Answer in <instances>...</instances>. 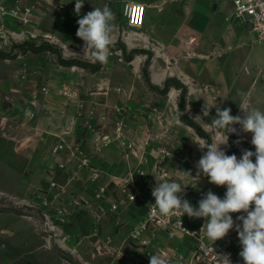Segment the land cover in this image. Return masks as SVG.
<instances>
[{"label": "crops", "instance_id": "crops-1", "mask_svg": "<svg viewBox=\"0 0 264 264\" xmlns=\"http://www.w3.org/2000/svg\"><path fill=\"white\" fill-rule=\"evenodd\" d=\"M15 1L4 0L8 5H13ZM20 1L24 6L30 7L29 20L23 22L8 15L4 16L0 23L5 24V32L23 37L27 30L34 27L36 29L35 25H49V17L52 16V28L46 30V33L53 34L62 45L84 44L76 36L77 20L89 11L82 8L78 16L74 11L75 0ZM87 2L96 6L103 2L109 3L115 18L123 17L124 7L128 2L146 6L144 24L141 27L127 25L114 30L111 47L120 40L123 49H138L136 51L139 54H152L148 64L153 85H160L171 75L168 74V68H164L161 50H184L181 51L184 56L189 53L191 58L186 57L187 59L179 63H200L201 68L197 70L205 79L211 71L213 60V64L219 66V73L225 79L234 80L239 86L245 85L243 90L248 93L246 96L255 94L254 97L260 106L250 108L260 107V110L264 111V90L262 87H253L256 83L264 82V42L258 41L256 35L232 15V0H84V4ZM49 7L54 9L53 14ZM67 17L74 20L67 21ZM20 28L21 32L18 31ZM66 33L68 37L72 34V40H67ZM48 64L50 66L44 68L46 86L38 93L36 112L26 118L36 131L35 140L31 142L36 146L38 158L43 163L41 168L45 170L44 177L48 179L44 198L52 199L53 204H72L75 217L81 220L92 211L101 218L118 214L120 220L130 223L127 239L130 237V241L137 243L139 259L143 264H149L150 256L156 254L170 261L169 264H193V244L196 241L181 230L149 227L137 237L132 236L134 229L144 220L148 203L154 201L152 189L156 184L155 176L158 181L182 183L180 178L186 180L182 183L188 184L184 198L194 207H198V204H193L194 201L201 200L197 195L194 196V193L190 196V192L194 191L195 185L198 184L197 180H187L190 176L184 174L191 172L192 176L194 175L193 165L200 155L192 153L189 145L194 141L191 131L188 130L191 127L178 120L177 100L168 102V98L160 96L157 90H149L145 86L142 75L137 71L139 62L135 57L126 59L124 64H118L122 69L120 76L109 74L99 77L98 74L90 73L91 76L86 79L84 76L79 78L77 75H69L67 79L74 82L76 89V97L73 99L58 93L60 77L49 71H58V66H63ZM64 68L70 71L80 69L76 65ZM153 70H157L156 74L152 73ZM82 80L85 82L82 83ZM86 80H89V83ZM246 88L249 89L245 91ZM97 98L106 100L101 101V105L90 104V101ZM31 102L35 103V100ZM29 105L32 106L31 103ZM203 109L204 103L201 111ZM186 110L188 113L190 105H187ZM172 113L173 118L170 115ZM235 114L242 116L243 112L240 109ZM200 117L201 119L197 117L196 121L204 129H211L206 124L211 121L203 114ZM67 118L69 122H66ZM119 125L122 127L121 131L117 129ZM235 127L239 132L237 136L247 137L251 141V133L239 131V125ZM59 145L63 147L53 151ZM78 145L89 158L88 166L81 165L85 156L74 151ZM159 148L166 149L170 156L158 153ZM139 170L144 171V174L141 175ZM95 173L99 174L97 178H94ZM52 182H55L56 186H53ZM128 182L135 184L132 191H138L139 197L133 201L125 198L116 200L117 191L121 186L128 185ZM106 184L109 189L113 186L112 191L102 194L100 188ZM200 191L208 192L199 189L195 193ZM212 192L219 195L220 190ZM57 193L58 197L54 198ZM116 201L118 207L114 210L112 205ZM184 219L189 226L199 227L197 218H190L186 214ZM85 223L83 220L82 224ZM171 229L177 230L176 233L184 241L183 245L168 239ZM89 237H92L90 239L95 243L105 241L109 244L107 241L113 240V236L99 233L97 229H94ZM235 239L239 240L238 234L231 230L225 238L217 242L234 249ZM75 249L82 255L80 246ZM35 253L41 256L42 250H27L17 256L0 251V264H36ZM92 253L97 255L95 249ZM12 256L16 258L10 261ZM170 258L173 259L169 260Z\"/></svg>", "mask_w": 264, "mask_h": 264}, {"label": "rangeland", "instance_id": "rangeland-1", "mask_svg": "<svg viewBox=\"0 0 264 264\" xmlns=\"http://www.w3.org/2000/svg\"><path fill=\"white\" fill-rule=\"evenodd\" d=\"M105 5L111 8L107 2L97 6L87 2L82 8L92 11V8H103ZM49 10L53 14L54 9L49 7ZM52 20L53 17L51 16L48 21L49 25L47 23L43 26L42 24L35 25L36 29L31 27L32 31L27 30L24 36L20 38L12 37V33L6 31L9 37V45L7 48H0V251L17 256L19 253L22 255L27 250L39 248L42 253L41 256H37L35 253L36 264H143V261L139 259L137 243L130 241V237L127 239L130 223L120 220L118 214L114 213L108 218H101L93 211L91 214L88 212L87 217L83 219L86 223L82 224L83 220L75 217V209L72 204H54L50 209L43 203L44 188L48 179L44 177L45 170L41 168L43 163L38 158L36 146L32 144L35 140L36 131L27 122L26 113L33 114L36 112L39 102L38 93L46 86L44 68L50 66L48 63L55 64L57 67V64L61 65L60 60H75L80 64L96 66V69H92L93 67L85 68L76 65L80 69H72V71L64 68L71 66L64 65H61L63 67L58 66V71L49 69L53 75L60 77L57 87L58 93L60 92L62 96L66 97L63 93L65 89L76 92L74 82L67 79L69 75H77L79 78L84 76L86 79L91 76L90 73L98 74L99 77H105L109 74L120 76L122 69L118 64H124L126 59H134L135 57L136 61L139 62L137 71L142 75L145 86L149 90H157L160 96L168 98V102L177 100L178 120L187 126L188 124L184 123L179 116V106L183 95L186 96V109L187 105H190L189 112L187 113L185 110V114L195 121V116H199L201 119L200 115L203 114L201 111L202 103L206 108H211L209 115L206 116L209 121L216 114V106H220L221 109L230 108L231 114L235 116V112L240 110V107L250 108L255 105L260 106V104H257L258 101H256L257 98L254 97V93H252L253 96L242 97L238 95V92H244L245 85L239 86L236 81L225 79L219 73V66L216 63L213 64V60H211V71L207 75L208 77L204 79L198 71L201 68L200 63L197 65L179 63L187 59L186 57H190L189 53L184 56L182 53L184 50H161V56L165 62L164 68H168V74H171L168 75L167 79L172 80V85L165 90L167 79L160 85H153L150 80L151 71H149L148 61H150L152 54L142 52L139 54L138 49H123L122 43L118 40L114 43L115 46L110 48L111 54L108 56L107 62L101 64L94 60L90 51L84 55L83 44L62 45L53 34L46 33V30L52 28ZM66 20L73 21L74 18L67 17ZM114 23L116 31L128 25L124 15L115 18ZM18 31L21 32V28ZM65 37L67 40L69 39L68 41L72 40V34L68 37L66 33ZM156 71L153 70L152 73L156 74ZM188 76L194 78H187ZM84 82L82 80V83ZM86 82L89 83V80ZM178 83L183 87L177 86ZM253 87H262L264 90V82L256 83ZM249 88H246L245 91ZM33 99L35 103L31 102ZM105 100V98H97L92 102L90 101V104L101 105V101L104 102ZM30 103L32 106L29 105ZM170 115L172 118L174 117L173 113ZM196 122L201 126L198 121ZM190 127L193 128L189 125ZM191 128L188 130L191 131L194 141L189 145L192 153L200 155L195 159L193 165V177H196V163L207 151V149L201 150L196 143H211L214 137L212 129L206 130L201 126L204 134L201 135L195 128L193 130ZM239 138L243 142L236 143ZM222 147L225 148L226 154H235L238 159L244 149L255 152L254 146L247 137H240L236 134H229L228 145ZM252 159L254 162L255 157ZM191 178L188 177L187 180ZM180 180L182 183L186 181L181 178ZM195 180L198 184L195 185L194 191L190 192V196L193 193L194 196H198V193L195 192L204 189L207 191L220 190L218 196L224 197L226 187H218L209 183L208 178L203 175L199 177V180ZM193 204H198L197 200ZM47 216L51 219L50 221ZM94 229H97L99 233L103 232L113 236V240H108L107 243L110 242L109 244H106L105 241L95 243L90 239L92 237H89ZM176 232L177 230L171 229L168 239L173 240L178 245H183L182 237ZM49 238L50 241H48ZM234 243L236 246L232 249L238 259L244 263L239 256V252L242 250L240 241L235 239ZM78 246L82 249V255L76 252L75 248ZM196 247V243H194L193 264ZM94 249L97 255L92 253ZM16 256H12L10 261ZM171 259L173 258L169 260ZM177 261L180 262V259Z\"/></svg>", "mask_w": 264, "mask_h": 264}, {"label": "clouds", "instance_id": "clouds-1", "mask_svg": "<svg viewBox=\"0 0 264 264\" xmlns=\"http://www.w3.org/2000/svg\"><path fill=\"white\" fill-rule=\"evenodd\" d=\"M84 0H75V13L79 16ZM115 14L108 5L93 8L77 20L76 36L81 39L84 55L91 52L95 61L105 64L113 44L112 34L115 30ZM246 96L244 92H238ZM216 114L211 123L213 142L200 144L201 150L207 149L196 163L197 174L185 175L198 179L201 175L209 183L226 187L223 198L209 190L194 207L184 198L188 184L176 181H158L152 189L155 203L154 210L162 216L180 213L190 218H204L205 236L213 242L225 238L233 229L238 234L241 245L239 256L244 264H264V111L259 108L240 107L243 115H232L230 108L216 106ZM211 108L204 106L203 115H209ZM31 116L32 113H26ZM199 117V116H197ZM197 117L195 119H197ZM239 131L251 133V144L255 152L244 149L238 159L235 154H226L229 134ZM236 143H240L239 140ZM253 157L255 161L253 162ZM237 215L233 219L232 214ZM239 221L240 223H237ZM222 264H232L230 254L218 255ZM149 264H169L159 254L151 255Z\"/></svg>", "mask_w": 264, "mask_h": 264}, {"label": "built area", "instance_id": "built-area-1", "mask_svg": "<svg viewBox=\"0 0 264 264\" xmlns=\"http://www.w3.org/2000/svg\"><path fill=\"white\" fill-rule=\"evenodd\" d=\"M233 9L232 15L237 19V21L244 25L250 32L254 33L258 39V41L264 42V0H232ZM146 6L142 3L137 2H128L124 7V15L126 17L127 23L133 27H141L145 21L146 15ZM30 13V7L24 6L20 0H16L13 5H8L4 2V0H0V19L4 16L8 15L15 19L21 20L23 22H27L29 20L28 15ZM5 24L0 23V48L5 47L9 42V37L7 33L4 31ZM12 37H17L16 34L12 33ZM64 95L73 99L76 97V94L72 90L65 89L63 91ZM118 131H121L122 127L119 125L117 127ZM63 147V145H59L54 148L53 151H56L58 148ZM75 152L83 154L85 157L81 161V165L88 166L89 158L85 155L84 150L78 145L74 148ZM158 153L166 154L170 156V153L164 149L159 148ZM74 154V152H73ZM139 173L142 175L144 171L139 170ZM99 176L98 173H95L94 178ZM53 186H56L55 182H52ZM135 184L133 182H128V185H123L117 191L116 200H122L123 198L133 201L139 197V192L133 190ZM109 185H103L100 188V192L102 194H106L109 192ZM112 191V190H111ZM205 191H200L198 193V197L202 199L205 196ZM58 197V193L54 194V198ZM52 199L44 198L43 203L52 209ZM153 202L148 203L147 211L144 217V220L140 223V225L134 229V233H132L133 237H137L140 232L143 230H147L149 227L152 228H161V229H169L174 228L181 230L186 234H189L196 241V255L194 264H222L218 255L230 254V259L232 264H244L242 263L235 251L228 247L227 245H219L216 241L214 244L210 241L204 234V229H201L203 224L205 223L204 218H197V221L200 223L199 227H191L185 221V215H181L180 213L171 214L168 216H162L159 214L158 210H154ZM118 207V201H116L112 205V209L116 210ZM233 214L234 220L237 215ZM49 221L51 220L49 216H47ZM237 223H240L237 221ZM235 230V229H233ZM50 241V238L49 240Z\"/></svg>", "mask_w": 264, "mask_h": 264}, {"label": "trees", "instance_id": "trees-1", "mask_svg": "<svg viewBox=\"0 0 264 264\" xmlns=\"http://www.w3.org/2000/svg\"><path fill=\"white\" fill-rule=\"evenodd\" d=\"M40 50V49H39ZM4 55V54H2ZM59 63L61 65H64V66H74V65H78V66H82V67H85V68H92V69H96V66H90L89 64H80L79 62L75 61V60H70V61H59ZM172 85V80L171 79H167L166 81V84H165V90L169 89V87ZM177 86H181L183 87V85H181L180 83L177 84ZM184 91L186 93V89L184 88ZM185 110H186V96L183 95L182 98H181V102H180V106H179V116H180V119L192 126L193 128H195L197 130V132L201 135H204L202 133V129H201V126L195 121L193 120L192 118H190L189 116H187L185 114ZM239 141L243 142L242 139H238Z\"/></svg>", "mask_w": 264, "mask_h": 264}, {"label": "water", "instance_id": "water-1", "mask_svg": "<svg viewBox=\"0 0 264 264\" xmlns=\"http://www.w3.org/2000/svg\"><path fill=\"white\" fill-rule=\"evenodd\" d=\"M66 122H69V118H67ZM113 188V186H111V189Z\"/></svg>", "mask_w": 264, "mask_h": 264}]
</instances>
